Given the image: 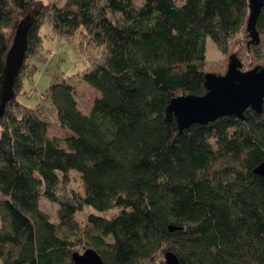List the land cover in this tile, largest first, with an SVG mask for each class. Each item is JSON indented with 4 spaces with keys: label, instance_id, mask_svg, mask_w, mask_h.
I'll use <instances>...</instances> for the list:
<instances>
[{
    "label": "trees",
    "instance_id": "trees-1",
    "mask_svg": "<svg viewBox=\"0 0 264 264\" xmlns=\"http://www.w3.org/2000/svg\"><path fill=\"white\" fill-rule=\"evenodd\" d=\"M247 12V0H0V77L21 21L23 59L42 21L64 37L78 32L95 53L81 72L54 77L47 105L18 101L16 73L0 116V264H71L86 247L104 264H166L167 249L181 264H264V176L251 172L264 159V98L259 113L180 131L165 113L171 97L204 91L206 71L221 72L206 62V37L264 64V5L257 43ZM82 81L99 93L86 114L73 96ZM48 108L63 136L47 133ZM41 195L56 204L57 225ZM85 205L94 231L84 236L73 215Z\"/></svg>",
    "mask_w": 264,
    "mask_h": 264
},
{
    "label": "water",
    "instance_id": "water-1",
    "mask_svg": "<svg viewBox=\"0 0 264 264\" xmlns=\"http://www.w3.org/2000/svg\"><path fill=\"white\" fill-rule=\"evenodd\" d=\"M264 0H247V16L245 29L249 41L257 43L258 35L254 23ZM20 22L6 54L4 69L0 77V116L5 101L13 94L12 83L21 66L25 50V23ZM242 62L231 52L227 56L223 73L206 71L203 74L201 94L186 93L171 97L166 106L167 116H173L177 130L187 127L193 122L206 123L218 116L232 115L244 118V110L251 109L259 113L264 98V64L241 69ZM251 172L264 176V159L251 168ZM181 225L167 224V231L181 228ZM71 264H104L100 255L92 247L70 253ZM166 264H181L176 254L167 249L163 252Z\"/></svg>",
    "mask_w": 264,
    "mask_h": 264
},
{
    "label": "rangeland",
    "instance_id": "rangeland-1",
    "mask_svg": "<svg viewBox=\"0 0 264 264\" xmlns=\"http://www.w3.org/2000/svg\"><path fill=\"white\" fill-rule=\"evenodd\" d=\"M52 1L60 4L63 0ZM140 3L141 0H133L134 6H138ZM35 9L36 7H30L25 14L31 16L35 12ZM38 34L40 37L38 47L35 48V51L31 49L32 52L29 51L28 54L26 53L27 57L22 59L17 74L20 80L17 99L22 104L30 107L39 103L47 105V101L43 100V96L48 85L54 80V77L56 76L58 80L61 78L67 79L68 76L76 72H81L90 63L89 55L95 54L93 48L85 45V39L83 37L81 38L78 32L70 37H64L53 32L49 24L46 21H42L38 26ZM233 49L234 47L231 46L229 50ZM227 53L228 52H223L210 38L206 37L205 59L206 62L211 65L209 68H213L215 71L219 70L221 71L220 73H223L227 62ZM240 53V60L242 62L241 69H246L254 65V63L250 62L254 56L250 58L247 53L243 51H240ZM98 95L99 93L95 88L83 81L79 82L73 90L76 106L85 114L88 112L93 98ZM47 111L49 113L47 133L49 135L63 136L65 134V129L57 124L52 110L48 108ZM70 175L71 186L80 192L81 186L78 173L74 170H70ZM37 206L46 214L50 222L54 225L58 224L59 220L56 215V204L51 203L41 195L38 197ZM91 211H93L92 208L85 205L73 215L77 226V232L83 233L84 236L86 233H93L94 231L90 223L86 220V215ZM103 214L108 216L110 211H105ZM108 239L109 236L104 238V240ZM82 250L83 249H79L78 251Z\"/></svg>",
    "mask_w": 264,
    "mask_h": 264
}]
</instances>
